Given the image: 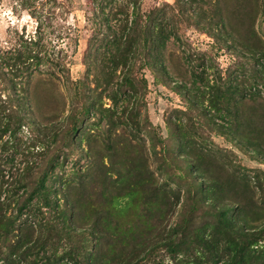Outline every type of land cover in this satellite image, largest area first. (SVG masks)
I'll return each instance as SVG.
<instances>
[{
  "label": "trees",
  "instance_id": "obj_1",
  "mask_svg": "<svg viewBox=\"0 0 264 264\" xmlns=\"http://www.w3.org/2000/svg\"><path fill=\"white\" fill-rule=\"evenodd\" d=\"M143 1L128 0L127 4L120 5L115 0L92 1L98 4V12L93 14L97 28L88 41L84 65L87 78L103 82L101 95L112 107L103 108L101 101L92 95L81 100L79 94L76 110L68 116H64L66 108L62 100L49 113L40 114L31 99L30 83L26 85L27 89H22L19 81L6 79L13 95L4 100L0 96V264H143L159 250L177 258L176 264H264V259L259 257L264 252L258 254L257 249H253L264 242V219L258 225L247 223L243 219L246 207L242 203L220 209L216 213L220 223L215 226L221 228L226 223L239 243L216 241L213 236L216 232L206 234V229L203 236H197L194 241L187 234L184 221L174 227H168L165 222L175 206L172 199L179 197L176 193L169 196L167 187L158 183L147 165L142 146L138 143L133 146L127 135L140 141L132 129L139 127V101L136 100L139 95H144L146 83L137 74L150 68L158 75H168L165 64L167 44L172 39L179 40V35L177 25L166 18L164 7L145 14L142 13ZM175 3L185 20L209 37L219 41L227 33L219 12L207 15L208 8L214 7L209 0H175ZM129 7H132L131 12ZM226 38L224 44L230 48L228 42L232 46L235 39L230 33ZM29 43L35 45L38 41L30 40ZM248 56V60L260 62L264 70L263 44L256 55L249 53ZM8 60L16 61L14 67L27 60L29 66L26 69L30 65L33 67L34 61H41L34 51L17 54ZM185 60L190 66L191 78L202 82L204 69L198 71L196 67L200 64L193 69V60L188 55ZM14 67L9 65L11 70ZM83 83L79 82V89ZM227 94L228 90L221 86L210 87L205 93L217 116L211 115V122L215 125L216 121L224 122L225 125H216L220 127L221 136L256 151L239 121L241 116L223 118L220 115ZM225 105L223 108L228 110L229 105ZM88 119L94 121L91 130L101 127L103 121L108 123V131L113 137H108L104 149L109 158L116 151H122L120 148H131L138 161L135 164L126 161L118 166L110 161L109 167L94 161L101 145L89 135L85 139L87 151L81 148ZM120 127L124 130L118 135ZM25 128L28 137L17 138ZM77 150L81 151V157L88 159L91 156L92 159L84 172L75 171L70 179H66L63 172L70 155ZM15 157H19L18 166ZM189 166L195 171L202 169L193 163ZM97 177L100 180L104 177L102 187L110 200L109 206L105 204L102 208L100 204L105 199L101 190L98 191ZM225 185L227 182L221 187ZM198 186L203 193H211L214 188L204 174ZM89 203L92 209L87 206ZM94 204L99 207L93 208ZM213 206H217L216 202ZM139 207H145L149 214H156L157 222L144 230L125 227L124 220ZM230 213L232 217L228 219ZM85 214L87 224L80 225ZM237 217L243 219V223L235 227L232 221ZM65 234L73 238L89 237L93 244L89 249L81 246L59 255L55 240Z\"/></svg>",
  "mask_w": 264,
  "mask_h": 264
},
{
  "label": "rangeland",
  "instance_id": "obj_2",
  "mask_svg": "<svg viewBox=\"0 0 264 264\" xmlns=\"http://www.w3.org/2000/svg\"><path fill=\"white\" fill-rule=\"evenodd\" d=\"M92 1L0 0V96L3 100L13 95L7 79L15 83L19 81L22 89L30 83L31 99L40 114L49 113L62 100L66 108L64 116H68L71 111L76 110L79 94L81 100L92 95L101 101L103 108L112 107L111 102L101 95L103 82L87 78L84 65L88 41L97 28L93 14L98 12V4ZM115 1L120 5L127 4L128 0ZM209 2L214 7L208 8L207 15L213 16L219 12L226 23V32L235 39L232 46L228 42L230 48H226L224 44L227 33L219 41L209 37L185 20L175 0L143 1L142 13L145 14L155 12L157 8H165L166 18L173 20L171 23L178 27L179 40L172 39L167 44L165 64L168 75H158L150 68L137 74L146 83L144 95H139L136 100L139 101V127L133 126L132 129L140 141L130 135L127 138L133 146H137L135 143L142 146L149 169L158 183L167 187L169 196L176 193L179 197L178 200L172 199L175 206L165 221L168 227L184 221L187 234L194 241H197V236L202 237L203 230L206 229V234L209 231L216 232H211L216 241L239 243L234 238L236 234L226 227V223L221 228L215 227L220 223V217L216 213L220 209L225 210L242 203L246 207L243 219L247 223L258 225L264 219V70L260 67V62L246 58L249 53L256 55L264 45V0ZM108 10L109 8L106 9ZM131 10L132 7H129V12ZM30 40L38 43L32 45ZM32 51L40 56L41 61H34L31 63L34 66L30 65L29 69H26L29 66L27 60H22L16 67V61L8 60L17 54ZM186 55L194 61L193 69L199 64L200 67H196L198 71L204 69L202 82L191 78ZM10 64L15 71L19 69V72L11 70ZM81 81L84 85L79 89ZM214 86L228 90L227 98L220 107V115L223 118L241 116L239 121L255 144L256 151L221 136L220 127L216 126L221 123L220 120L216 121V125L211 122V115L217 116L208 102V96L204 95ZM190 92L192 96L189 95ZM225 104L229 105L228 110L223 108L226 107ZM77 111L81 112V108ZM92 122L93 119L85 122L87 129L83 132L85 137L81 148L87 151L85 139L89 135L91 140L101 145L94 161L103 163L106 167L110 166V161L117 166L126 161L132 164L138 161V156L130 151L131 148H120L122 151H116L109 158L104 149L108 137H113L108 131V123L103 121L101 127L91 130ZM220 125L225 124L222 122ZM120 129L122 132L118 130V135L123 134L124 128ZM27 137L25 128L17 138ZM91 159V156L88 159L81 157L80 150L75 151L68 159L64 177L70 179L75 171L84 172ZM18 162L19 157H15L17 166ZM192 163L200 165L202 169L195 171L189 166ZM203 174L214 184L211 193H203L198 186ZM99 178L97 177L98 191L101 190L102 198L105 199L104 204H100L102 208L105 204L109 206L110 200L102 187L105 179ZM226 182L227 185L221 187ZM214 202L216 207L213 206ZM87 206L92 209L90 203ZM84 207L86 208L85 205ZM95 207H99V204H94L93 208ZM147 211L145 207L132 211L133 215L124 220L125 227L144 230L157 222L156 214H149ZM87 212L88 210L85 213ZM231 217L232 213L227 215L228 219ZM86 218L85 214V218L79 221L80 225L87 224ZM243 219L238 220L237 217L232 224L236 227L243 223ZM55 243L59 255L81 246L89 249L93 244L89 237L73 238L66 234L56 239ZM253 249H257L255 251L258 254L264 252V242L258 243ZM259 257L264 259V254ZM176 262L177 258L172 254L159 250L150 261L143 264Z\"/></svg>",
  "mask_w": 264,
  "mask_h": 264
}]
</instances>
